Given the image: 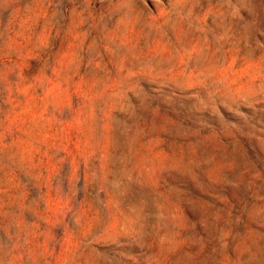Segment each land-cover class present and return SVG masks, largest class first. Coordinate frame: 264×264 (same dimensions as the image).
Masks as SVG:
<instances>
[{
	"label": "rangeland",
	"instance_id": "rangeland-1",
	"mask_svg": "<svg viewBox=\"0 0 264 264\" xmlns=\"http://www.w3.org/2000/svg\"><path fill=\"white\" fill-rule=\"evenodd\" d=\"M0 264H264V0H0Z\"/></svg>",
	"mask_w": 264,
	"mask_h": 264
}]
</instances>
